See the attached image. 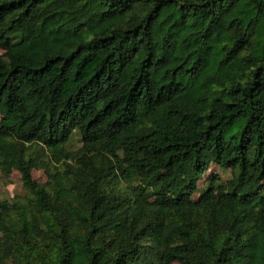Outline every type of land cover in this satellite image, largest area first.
I'll use <instances>...</instances> for the list:
<instances>
[{"label":"trees","instance_id":"1","mask_svg":"<svg viewBox=\"0 0 264 264\" xmlns=\"http://www.w3.org/2000/svg\"><path fill=\"white\" fill-rule=\"evenodd\" d=\"M0 50V264H264V0H0Z\"/></svg>","mask_w":264,"mask_h":264},{"label":"rangeland","instance_id":"2","mask_svg":"<svg viewBox=\"0 0 264 264\" xmlns=\"http://www.w3.org/2000/svg\"><path fill=\"white\" fill-rule=\"evenodd\" d=\"M1 54L2 51L0 50V55ZM32 177L38 183L43 184L46 182V177L41 170H32ZM215 177L220 178L219 181L224 182L231 177V171H223L215 164H210L207 171L201 176L197 183L198 189H203L206 182ZM24 193L25 192L20 181V175L17 171L13 170L8 177L3 176V174L0 172V200H11L24 195ZM197 196L198 195L195 193L193 198H196Z\"/></svg>","mask_w":264,"mask_h":264}]
</instances>
